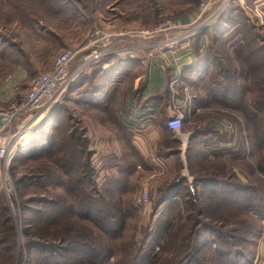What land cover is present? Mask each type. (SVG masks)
Here are the masks:
<instances>
[{"label":"rangeland","instance_id":"374dc122","mask_svg":"<svg viewBox=\"0 0 264 264\" xmlns=\"http://www.w3.org/2000/svg\"><path fill=\"white\" fill-rule=\"evenodd\" d=\"M45 1L0 0L3 108L20 101L57 55L82 42L91 28H148L166 19L192 17L180 19L190 22L201 3L208 0ZM232 4L233 30L207 39L204 51L208 50L209 66H200L199 71L206 70L200 75L206 77L190 85L191 112L183 129L168 132L166 116L159 118L164 138L148 156L134 146L133 135L118 120L120 99L104 108L106 102L101 97L94 104L92 98L87 100L107 83L100 70L91 69L80 87L65 97L56 124L51 125V139L61 149L28 159L27 151L22 156L18 151L10 169L16 189L12 201L0 190V264H137L138 258L144 261L149 247L163 245L169 250L175 244V231L164 233L167 224L179 217L173 207L167 208L175 201L182 207H196L191 211L195 224L212 225L213 230L204 235L216 244L208 243L199 255L206 258V264H214V249L249 255L254 248L259 250L260 241L257 247L253 241L259 210L264 211V175L258 169L259 161H264V146H255L254 137L257 133L264 137V0H235ZM68 7H72L71 16L56 13ZM138 63H133L134 67ZM113 87L108 86L107 95ZM242 101L254 112L250 120L240 110ZM226 119L235 121L237 127L233 155L227 158L215 156V152L221 155L227 150L219 149L223 136L212 131L213 121ZM190 131L197 137L188 144L185 134ZM176 139L180 147L184 141L183 148L187 145L190 149L163 157L168 143L179 146ZM157 157L165 167L153 162ZM61 158L72 168L70 175L60 179L65 164ZM43 171L48 176L30 178ZM212 176L218 183L204 181ZM195 177L203 181H195ZM146 189L148 200L140 201ZM166 196L173 197L172 202L159 206ZM89 213H95L98 220ZM121 215L125 219L122 232L116 218ZM30 224L39 228L32 236L25 232ZM109 228L116 232L109 234L105 231ZM199 228L179 240L183 244L178 257L195 255L193 242ZM28 239L56 241L57 247L38 244L29 250L25 245ZM257 254L256 264H264V253Z\"/></svg>","mask_w":264,"mask_h":264},{"label":"built area","instance_id":"2783aa9c","mask_svg":"<svg viewBox=\"0 0 264 264\" xmlns=\"http://www.w3.org/2000/svg\"><path fill=\"white\" fill-rule=\"evenodd\" d=\"M232 1H203L190 22L170 18L148 28L96 26L90 29L82 42L60 52L51 68L32 81L20 101L13 102L9 108L0 106V190L12 201L16 189L10 169L20 147L26 143L35 126L56 105L64 102L75 81L100 62L113 64L120 59H133L145 62L149 70L160 65L171 75L169 87L172 98L176 99L181 94L176 89L183 73L179 62L181 51L191 47L194 52V37L215 24ZM207 43L205 35L201 40L203 50ZM182 85L183 101L180 104L174 102L167 117L168 127L177 132L182 130L186 114L191 112L189 85L186 82ZM133 121L132 126L138 130L144 124L141 119ZM223 122L233 129L234 135L237 134L235 121L226 119ZM155 162L161 167L166 166L163 159ZM148 194V190H144L140 201L146 202Z\"/></svg>","mask_w":264,"mask_h":264},{"label":"trees","instance_id":"16d2710c","mask_svg":"<svg viewBox=\"0 0 264 264\" xmlns=\"http://www.w3.org/2000/svg\"><path fill=\"white\" fill-rule=\"evenodd\" d=\"M235 1V0H233ZM233 6L234 4H232V2L230 3V5L227 7V9L225 10V12L221 15V17L217 20V22L213 25H210L208 26L202 33L196 35L194 37V40H193V45H194V48H195V53L197 55V60L194 61L190 67H191V77H187L186 79V83L189 85V88H190V85H192L193 81H197L199 80L200 78H205L206 75H200V74H205L204 72H206V70H201L199 71L198 69H200L201 67L200 66H209L208 65V60H207V56L206 54L208 55V50L206 51V53H201L200 52V44H201V40L205 37V35L207 36V39H210V36L211 35H218V34H221L223 33L224 31H228L231 32V30H233ZM135 61L137 60H133V59H120L116 62L115 65H113L112 67H105V62H100L99 64L95 65L92 69H98L100 70V73L103 74V77L106 78L107 80V83L106 84H102L97 90L95 91L94 93H92V97H89L87 100H90L92 98V100H90L93 104L95 102H97L98 100V97L102 98L106 103H102L103 104V107L106 105V104H111L113 99H112V96L110 94L107 95V90H108V86H115L116 83L123 78V76L129 72L131 70L130 66L135 63ZM140 62V61H138ZM121 64H127L122 70H120V65ZM88 73V72H87ZM87 73H84L82 74L76 81L75 83L70 87L69 91L66 93V97L68 98V96L70 97V94L72 93V90L73 89H76V87H80L79 85L82 83V80L83 79H86L87 76L89 75H86ZM171 79V75L170 77H168V80L170 81ZM79 83V84H77ZM85 84V83H84ZM193 87V85H192ZM181 90H183V87L181 88ZM184 91V90H183ZM182 91V92H183ZM182 96H184V94H182ZM193 96L195 97V94H193ZM242 106H240V110L242 111L244 117L246 119H251L252 116H254V112L251 111L252 108L249 107V104L246 103V102H241ZM62 107V104L60 105H56L48 114L47 116L42 119L36 126L35 128L32 130L27 142L24 144L25 146H21L20 149H19V153L18 154H21L20 156H22L26 151V153L30 154L28 158L30 157H37V156H43V155H48V154H52V153H56L58 152V150L61 149V145H56V143L54 142L53 139H51V135H52V130H51V125H54L56 124V113L58 112L59 108ZM187 116V114H186ZM186 116H185V119H186ZM167 117L166 116V123H165V127L169 130H172L168 127L167 125ZM185 119H184V124H185ZM184 124H183V127H184ZM213 125V123H212ZM182 127V129H183ZM213 127V126H212ZM199 131V130H196V132ZM215 132V131H213ZM173 133V132H171ZM197 137V134L196 133H193L191 138H190V142L192 139L196 138ZM177 140V139H176ZM174 140V141H176ZM177 142H179L177 140ZM176 142V143H177ZM170 143H168L169 145ZM181 143L179 142V146H172L170 147L167 152H164L165 154H162V155H181L182 154V150L180 149ZM190 144V143H189ZM254 145L257 146L259 149L264 146V137H262L261 134L257 133L256 137H254ZM166 150L168 147H164ZM188 149H190V147L188 146ZM187 149V150H188ZM224 150H227L226 153H222L221 155H218L220 154L221 152H215V156H224L225 158L229 157V156H232L233 155V151L232 149H224ZM36 151V152H35ZM17 154V155H18ZM240 155V153L238 154ZM242 156V155H241ZM245 157V154H243L242 158ZM66 159V158H65ZM63 158H61V161L63 163V161L65 160ZM217 160V159H216ZM62 167V172L60 174V179L62 178V176L64 174L66 175H70L71 174V165H68L67 164V161L65 160V164H63V166L61 165ZM258 169L259 171L261 172V174L264 175V161L261 160L259 161V165H258ZM33 175L30 176V178H35V177H39V176H48V174H45V172H41V173H32ZM214 176L212 177H206L204 179V181H208L209 183H218V181L216 179L213 178ZM40 178V177H39ZM195 181H203L201 180L200 178L198 179V177H195ZM173 198V197H172ZM169 196H166L161 202H160V205H163V204H169L171 201V199ZM173 200V199H172ZM23 202V204L25 203V201H21ZM176 203V204H174ZM174 204V205H173ZM173 204L171 205H167V208H172L173 207V210L175 211V213L179 216L177 221L173 220V221H170L167 226H166V229L164 230V233L166 234L168 231H170L168 233V235H170L172 232L175 231V233L173 234L174 235V238H175V244L172 245L171 244V247L169 250H166V247L161 245V248L159 245H156V247L152 246V247H149L147 250H146V258L144 259V261H141V258H138L137 259V264H206V258L205 257H200V253L202 250H205L207 248V244L208 243H212V244H216V241H212L211 237H207L205 236V232H208L210 230H213L212 228V225L208 224V223H200L198 222L197 224H195V219H193L191 216V211L196 208L194 207L193 205H190L188 207H182L181 204H179L177 201L173 202ZM165 205V206H166ZM176 205V207H175ZM26 206V205H24ZM164 206V207H165ZM188 208V209H186ZM89 212H91V209L88 210ZM198 211V210H197ZM64 212V209L62 210V213ZM185 213V215H184ZM200 213H203L202 211H200ZM204 214V213H203ZM40 216V214H38ZM89 216H92L95 220H98V217L96 219V214H88ZM119 221V225H121V232H122V229H123V223H125V219H124V216L121 215L119 217H116ZM263 221H264V211H260L259 210V218L257 219V223L259 224V228L256 229L255 231V236H256V240L253 241V243L256 244V247L257 245L259 244V241L262 240L264 238V227H263ZM51 222L50 221H47V223ZM256 223V224H257ZM195 227H200L199 230H200V233L197 234V237H196V241L195 244L193 242V248H194V253L195 255H192V253H188L186 256H180L178 257V253H179V250H180V246L181 244H183V242L180 241L179 243V240H183L185 238H187V236L185 234L187 233H193V230ZM13 229V227H12ZM36 229L39 231V228L37 225H33V224H30V225H27L26 229H25V232L27 235H33L35 234L36 232ZM105 231H108L109 234L112 235V233H115L116 232V229L113 230V229H107ZM13 234V232H12ZM13 236H15L13 234ZM194 238H192L193 240ZM13 240V239H12ZM45 242V241H43ZM68 244H71L72 242L71 241H67ZM177 242V243H176ZM13 243L15 244V241H13ZM38 244H43L45 246H50L51 249H54L57 247L56 245V241H52V242H45V243H40L39 241L38 242H34V241H31L30 239H28L26 241V246H28L29 250H31L33 247L37 246ZM163 246V247H162ZM213 246V245H212ZM61 248V247H60ZM58 248V249H60ZM154 248V249H153ZM187 250V249H186ZM215 253H216V258L212 260L214 261V264H226V261L224 260L225 259H228L227 262L229 264H255L257 261H258V251H256V249L254 248L253 251H252V254H246L245 252H241L239 250L237 251H234L233 252V249H228L225 250V249H217L215 250ZM166 253V256H164L163 254ZM51 254V252H50ZM50 254H47V255H50ZM95 254H92L91 256H93ZM89 256V254L87 255ZM48 257V256H47ZM258 257V258H257ZM128 264V263H127Z\"/></svg>","mask_w":264,"mask_h":264},{"label":"crops","instance_id":"0c3cea01","mask_svg":"<svg viewBox=\"0 0 264 264\" xmlns=\"http://www.w3.org/2000/svg\"><path fill=\"white\" fill-rule=\"evenodd\" d=\"M44 2H46L44 0ZM69 8V7H68ZM72 8V7H70ZM58 9L59 15L71 16V9ZM199 10V8H198ZM195 11L194 15L198 13ZM52 14V13H51ZM40 19V17H33V19ZM192 17L180 18L183 21H188ZM62 44V42H60ZM202 44H200V52L205 53ZM195 50V49H194ZM202 50L204 52H202ZM197 60V55L195 51L191 50V47H186L183 49L179 55V62L183 68L182 78L178 82L176 89L181 93L176 99L172 98L171 88L169 87L170 73L165 70L162 66L157 65L149 70V67L145 62H139L138 67H134L132 64L130 66L131 70L127 72L122 79H120L116 85L111 88V96L113 101L119 100V115L118 120L122 124L124 129H127L133 136L132 142L136 148L142 151L144 156H148L152 152V149L157 148L160 142H162L164 135L163 125L158 122L159 118L168 116L172 112L171 105L175 103H182L183 97L181 88L183 87L182 82H185L187 77H191V67L190 65ZM117 62V61H116ZM105 64V67H112L116 64ZM136 63V61H135ZM19 67H28L25 64H20ZM127 64H121L120 70H122ZM16 75V74H15ZM0 93V97H1ZM112 104V103H111ZM101 107V106H100ZM104 108V107H103ZM141 119L143 121V126L138 130L135 129L131 121ZM134 122V121H133ZM166 123V118H165ZM214 129L218 135H222L223 139L218 142L219 149H232L233 148V129L229 128L225 122L222 120L213 121ZM167 129V128H166ZM168 132L178 133L174 130L167 129ZM180 132V131H179ZM193 134V133H192ZM191 131L185 134V139H188V144L192 136ZM184 135V134H183ZM183 141V146H184ZM187 144V143H186ZM180 148L182 153L186 147ZM166 147H172L171 144L166 145ZM163 157H169L163 156ZM156 159H153L155 162ZM264 253V241L260 240L259 244V254ZM256 264V263H255Z\"/></svg>","mask_w":264,"mask_h":264},{"label":"water","instance_id":"95a60500","mask_svg":"<svg viewBox=\"0 0 264 264\" xmlns=\"http://www.w3.org/2000/svg\"><path fill=\"white\" fill-rule=\"evenodd\" d=\"M1 124H2V120H1V117H0V126H1Z\"/></svg>","mask_w":264,"mask_h":264}]
</instances>
